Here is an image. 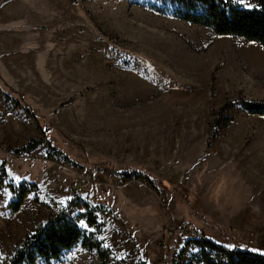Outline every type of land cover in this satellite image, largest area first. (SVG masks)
Returning <instances> with one entry per match:
<instances>
[{
  "label": "rangeland",
  "instance_id": "rangeland-1",
  "mask_svg": "<svg viewBox=\"0 0 264 264\" xmlns=\"http://www.w3.org/2000/svg\"><path fill=\"white\" fill-rule=\"evenodd\" d=\"M149 1L0 0V163L35 184L17 212L0 191V264L75 197L103 206L99 231L80 226L106 261L80 241L35 264H203L187 243L203 236L264 253V116L225 108L264 101V46ZM31 112L55 129L26 151L43 137ZM50 143L76 164L48 157ZM129 167L169 191L124 180Z\"/></svg>",
  "mask_w": 264,
  "mask_h": 264
},
{
  "label": "trees",
  "instance_id": "trees-1",
  "mask_svg": "<svg viewBox=\"0 0 264 264\" xmlns=\"http://www.w3.org/2000/svg\"><path fill=\"white\" fill-rule=\"evenodd\" d=\"M148 4L161 14H170L186 22L206 26L217 35L241 37L264 46V5L246 7L237 0H151ZM24 97L20 94L21 99ZM235 105L251 114L264 116V101L240 99L228 103L225 108ZM31 113L41 127L43 137L25 146L23 149L26 151L36 148L55 129L47 116ZM48 157L76 164V161L51 143ZM121 177L124 180L144 178L156 190L169 191L165 184L141 168L129 167L121 172ZM5 186L9 187L13 195L8 207L17 212L35 184L27 186L25 183L8 181L6 162H1L0 191ZM100 209H103L102 204L93 206L90 200L77 197L70 200L66 206L54 211L46 222L40 223L33 232L26 235L15 247L11 264H35L40 259L50 261L60 257L64 250L80 241L85 247L96 249L105 262L106 252L102 241L80 226V221L84 218L90 227L99 231L101 223L97 211ZM187 243H194L199 248L195 261L203 264H264V253L244 248L236 242L233 247H227L213 238L203 236L191 238ZM193 263L194 258L188 262L173 264Z\"/></svg>",
  "mask_w": 264,
  "mask_h": 264
},
{
  "label": "snow or ice",
  "instance_id": "snow-or-ice-1",
  "mask_svg": "<svg viewBox=\"0 0 264 264\" xmlns=\"http://www.w3.org/2000/svg\"><path fill=\"white\" fill-rule=\"evenodd\" d=\"M238 3L245 5L246 7H252L251 4H245V0H238Z\"/></svg>",
  "mask_w": 264,
  "mask_h": 264
},
{
  "label": "built area",
  "instance_id": "built-area-1",
  "mask_svg": "<svg viewBox=\"0 0 264 264\" xmlns=\"http://www.w3.org/2000/svg\"><path fill=\"white\" fill-rule=\"evenodd\" d=\"M184 223H185V222H182L181 224H179V226H178L179 229H182V228L184 227Z\"/></svg>",
  "mask_w": 264,
  "mask_h": 264
}]
</instances>
